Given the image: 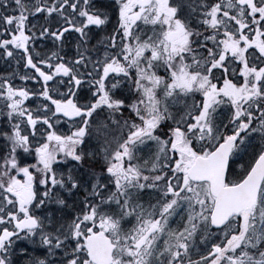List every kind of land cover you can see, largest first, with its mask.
I'll return each instance as SVG.
<instances>
[{
    "label": "snow or ice",
    "instance_id": "6c2138e0",
    "mask_svg": "<svg viewBox=\"0 0 264 264\" xmlns=\"http://www.w3.org/2000/svg\"><path fill=\"white\" fill-rule=\"evenodd\" d=\"M0 264H264V0H0Z\"/></svg>",
    "mask_w": 264,
    "mask_h": 264
}]
</instances>
